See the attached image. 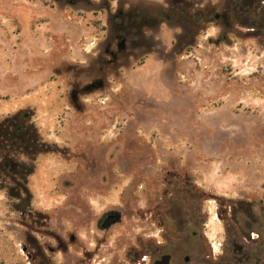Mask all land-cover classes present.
<instances>
[{
  "label": "rangeland",
  "instance_id": "374dc122",
  "mask_svg": "<svg viewBox=\"0 0 264 264\" xmlns=\"http://www.w3.org/2000/svg\"><path fill=\"white\" fill-rule=\"evenodd\" d=\"M228 1L0 0V163L33 167L0 190V264H153L171 193L176 264H264L263 18Z\"/></svg>",
  "mask_w": 264,
  "mask_h": 264
},
{
  "label": "flooded vegetation",
  "instance_id": "af4514ba",
  "mask_svg": "<svg viewBox=\"0 0 264 264\" xmlns=\"http://www.w3.org/2000/svg\"><path fill=\"white\" fill-rule=\"evenodd\" d=\"M183 183V182H182ZM185 185H190V181L188 180V176L186 178ZM181 199L183 201H188V203L192 204L194 199L190 190H187L186 193L181 192ZM179 199V194L171 193L170 197L167 199L160 198V204L157 210V225L159 230V240L157 241V247L159 249L158 257L155 259H160L163 256H168L169 264H176L177 256H175V251L178 247L179 241V233L183 231H188V227L194 226V218L193 215L186 221L180 220L181 223V231H179V221L178 214L174 213L177 202ZM120 221V213L115 210H106L100 214L95 220V226L97 230L105 231L109 229L114 224ZM173 223V224H172ZM196 232L194 230L191 231L190 236L194 238ZM72 240L75 239L74 236H70ZM142 257L141 254L139 258ZM154 260V261H155ZM153 261V262H154ZM184 262L185 259L183 258Z\"/></svg>",
  "mask_w": 264,
  "mask_h": 264
},
{
  "label": "trees",
  "instance_id": "16d2710c",
  "mask_svg": "<svg viewBox=\"0 0 264 264\" xmlns=\"http://www.w3.org/2000/svg\"><path fill=\"white\" fill-rule=\"evenodd\" d=\"M264 0H230L226 4L224 10L226 14H224V21L228 25L229 18L232 16L234 19H239V15L242 13H247L249 10L250 12L257 14V17L263 18V21L254 19V27L260 30V32L264 29V6L261 5V2ZM14 135H21L22 131L18 128H14L13 131ZM25 136L19 137V145L17 148L15 146H11L14 151H21L33 147L35 149V145L37 142L35 134L26 133L25 130L23 131ZM11 132L8 134L11 136ZM18 139V137H17ZM9 156L6 155L4 157V161L0 163V190L6 188L5 183H12L13 185H17L20 190H25L26 184V177L27 175L31 174L33 171L32 166H27L24 163L16 162Z\"/></svg>",
  "mask_w": 264,
  "mask_h": 264
},
{
  "label": "water",
  "instance_id": "95a60500",
  "mask_svg": "<svg viewBox=\"0 0 264 264\" xmlns=\"http://www.w3.org/2000/svg\"><path fill=\"white\" fill-rule=\"evenodd\" d=\"M168 258L169 257L167 255L166 256H163L162 258L155 260L153 262V264H169L168 263ZM184 259H185V261H189V258L187 256L184 257Z\"/></svg>",
  "mask_w": 264,
  "mask_h": 264
}]
</instances>
